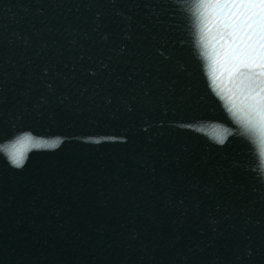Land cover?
Wrapping results in <instances>:
<instances>
[{"label": "water", "instance_id": "obj_1", "mask_svg": "<svg viewBox=\"0 0 264 264\" xmlns=\"http://www.w3.org/2000/svg\"><path fill=\"white\" fill-rule=\"evenodd\" d=\"M205 2L0 0V264H240L264 248V135L229 103L231 42Z\"/></svg>", "mask_w": 264, "mask_h": 264}, {"label": "snow or ice", "instance_id": "obj_2", "mask_svg": "<svg viewBox=\"0 0 264 264\" xmlns=\"http://www.w3.org/2000/svg\"><path fill=\"white\" fill-rule=\"evenodd\" d=\"M200 7L204 9L202 15L205 22H207L210 16L215 14L224 16L226 26L225 34L231 42L230 50L232 53V67L229 78L241 85L238 90V97L236 95H230L229 103L232 105L234 114L240 118L245 127L258 130L264 135V0H211V2L202 3ZM128 19L131 21L132 18L128 17ZM99 20L100 17L98 15L97 21L99 22ZM104 38L107 39V37ZM125 39L131 40V35L126 34ZM71 43H75V41H71ZM25 44H27V41H25ZM123 51H121V55H123ZM159 54L161 56L165 55L162 51ZM101 67L107 69L108 65L101 62ZM85 71L93 77L98 75L96 70L87 69ZM50 74L51 69H43L44 76ZM47 87L49 91H54L51 84H48ZM0 92H3L2 87H0ZM6 102V97L0 96V109L3 108ZM43 103L46 105L47 101L44 100ZM127 110L129 112L133 110L130 104L127 105ZM0 115H2V112H0ZM144 130L147 131V129ZM66 135L71 136L72 134L68 132ZM124 135L127 136V132ZM127 143H129V140L126 138L122 144ZM36 146L39 147L40 145L37 144ZM12 162L17 167L22 165L23 157L19 151L12 152ZM129 187L125 185L124 190L128 191ZM205 191L210 193L214 191V188L206 187ZM150 195H154V193H150ZM173 195L171 191L166 194L167 198L163 202L165 208L174 207ZM106 200L107 203L103 206L111 207V198L106 197ZM176 203L183 205L184 200L180 199ZM152 221L153 223H157L158 216L153 215ZM184 222V220L177 219L171 221L172 226L177 229L175 241H179L182 238L179 235L178 228ZM210 223L213 226L212 230L216 233L217 238L224 235L216 227L220 223L219 220L212 219ZM132 232L134 235H132L131 239L139 241L141 232L136 228H133ZM214 243V241L210 243L209 247H213ZM188 252L190 254L197 252L203 253L204 249L200 247L199 242H196L188 249ZM257 256H264V248L254 250L249 245L247 248V258L238 256L237 260L240 264H253V258ZM152 264H156L154 259L152 260ZM160 264H164V262L161 261ZM171 264H175V262L173 261ZM183 264H200V262L195 260L194 257L193 259H189L188 256H185L183 258ZM207 264H224V262L219 258H215L209 260Z\"/></svg>", "mask_w": 264, "mask_h": 264}]
</instances>
